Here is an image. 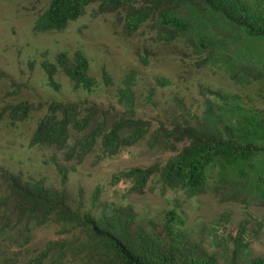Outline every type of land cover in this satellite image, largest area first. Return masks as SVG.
<instances>
[{
  "label": "trees",
  "instance_id": "16d2710c",
  "mask_svg": "<svg viewBox=\"0 0 264 264\" xmlns=\"http://www.w3.org/2000/svg\"><path fill=\"white\" fill-rule=\"evenodd\" d=\"M96 1L103 9L126 8L124 28L128 32L148 20L164 31L161 38L193 32L194 50L204 53L200 62L222 61L237 82L257 80V92L264 99V48H257L264 43V0H50L33 28L38 32L62 30ZM42 68L54 87L56 68L63 70L76 88L91 90L94 86L88 62L78 51L70 59L65 52L58 53L56 64L43 62ZM130 81L129 74L118 95L122 101L132 99ZM246 95L250 94L218 93L216 112L210 103L201 117L195 115L196 121L184 118L164 130L179 146L176 154L163 164L120 171L113 175L112 183L128 180L141 192L149 181L157 180L163 188L192 196L207 189L210 172L216 171V182L229 188L232 199L238 194L244 200L250 198L252 186L264 199V110L251 107ZM32 109L26 100L6 107L11 122L24 120ZM94 116L92 109H82L78 103L51 101L37 120L29 144L55 147L63 151L65 161L80 163L97 145L102 155L114 154L122 144L140 139L149 127V122L134 118H120L106 127ZM57 169L65 179L67 169L59 165ZM0 178L8 188V194L0 198V207L7 208L0 212V233L13 231L22 236L30 225L52 223L61 227L57 234L67 233L48 241L37 254L24 251L8 256L10 264L236 263L238 247L225 255L211 242L192 239L174 209L167 210L163 219L153 220L138 216L130 205L104 202L98 214H93L73 206L66 189L46 186L41 179L21 180L1 167ZM99 195L96 188L92 204ZM247 264L264 261L255 258Z\"/></svg>",
  "mask_w": 264,
  "mask_h": 264
},
{
  "label": "rangeland",
  "instance_id": "374dc122",
  "mask_svg": "<svg viewBox=\"0 0 264 264\" xmlns=\"http://www.w3.org/2000/svg\"><path fill=\"white\" fill-rule=\"evenodd\" d=\"M49 1L0 0L1 169L21 180L41 179L46 186L66 189L73 206L93 214H98L104 202L130 205L138 216L153 220L163 219L167 210L174 209L192 239L211 242L225 255L238 247L235 264H247L255 258L264 261V199L255 194L254 186L255 192L244 200L240 194L236 199L230 197L229 188L216 182V171L210 172L207 189L192 196L163 188L157 180L149 181L141 192L128 180L112 183L113 175L120 171L163 164L176 154L179 146L164 130L184 118L196 121L195 115L201 117L210 103L216 112L218 93H249L251 107L264 110L258 81L237 82L222 61L200 62L204 53L194 50L191 31L173 39L161 38L164 31L148 20L128 32L124 28L127 9H103L99 1L90 3L64 29L38 32L33 24ZM257 48L263 49L264 43ZM77 51L88 62L93 88H76L59 68L52 75L54 87L42 63L54 65L58 53L65 52L70 59ZM129 74L132 99L127 102L118 95ZM22 100L33 109L24 120L11 122L6 107ZM51 101L92 109L95 120L104 121L106 127L120 118L141 119L149 122V127L140 139L122 144L114 154L102 155L97 145L80 163L65 161L60 149L29 144L37 120ZM57 165L67 169L65 179ZM96 188L100 195L92 204ZM7 194V185L0 178V198ZM59 229L52 223L30 225L22 236L13 231L0 233V264H10L8 256L17 252L37 254L48 241L67 234H57ZM3 238L7 240L2 243Z\"/></svg>",
  "mask_w": 264,
  "mask_h": 264
}]
</instances>
